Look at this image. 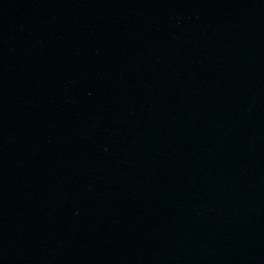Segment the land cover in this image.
<instances>
[{
  "label": "water",
  "instance_id": "95a60500",
  "mask_svg": "<svg viewBox=\"0 0 264 264\" xmlns=\"http://www.w3.org/2000/svg\"><path fill=\"white\" fill-rule=\"evenodd\" d=\"M0 264H264V0H0Z\"/></svg>",
  "mask_w": 264,
  "mask_h": 264
}]
</instances>
